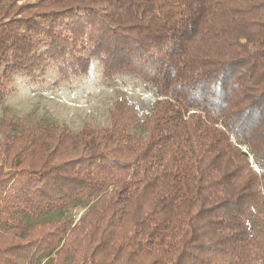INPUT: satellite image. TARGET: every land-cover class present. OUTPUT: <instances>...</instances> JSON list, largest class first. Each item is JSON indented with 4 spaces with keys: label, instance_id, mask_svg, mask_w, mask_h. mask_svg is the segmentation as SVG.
<instances>
[{
    "label": "trees",
    "instance_id": "obj_1",
    "mask_svg": "<svg viewBox=\"0 0 264 264\" xmlns=\"http://www.w3.org/2000/svg\"><path fill=\"white\" fill-rule=\"evenodd\" d=\"M92 59L158 97L146 136L122 100L95 136L4 124L0 264H264V190L230 141L264 163V0H0V100Z\"/></svg>",
    "mask_w": 264,
    "mask_h": 264
},
{
    "label": "rangeland",
    "instance_id": "obj_2",
    "mask_svg": "<svg viewBox=\"0 0 264 264\" xmlns=\"http://www.w3.org/2000/svg\"><path fill=\"white\" fill-rule=\"evenodd\" d=\"M1 71V67H0ZM10 87L13 92L0 100V145L7 134H16L4 124L18 123L24 129L37 126H64L72 134L88 129L97 135L98 129L109 123V112L117 101H124L139 117L140 125L133 132L144 138V124L151 114L158 97L150 87L128 76H117L108 80L102 76V64L92 59L88 75L62 80L50 67L36 79L24 74H13ZM247 156L248 170L260 179V190H264L261 179L264 163L258 161L250 148L238 140H230ZM92 207V203L74 202L65 210H58L44 219L57 221L71 219L76 222ZM255 217L248 219L252 235L256 233V216L261 208H254ZM55 254L43 256L37 264H49ZM69 260L65 261L68 264Z\"/></svg>",
    "mask_w": 264,
    "mask_h": 264
}]
</instances>
